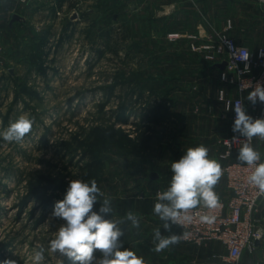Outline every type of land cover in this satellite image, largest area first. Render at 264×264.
<instances>
[{"label": "rangeland", "instance_id": "374dc122", "mask_svg": "<svg viewBox=\"0 0 264 264\" xmlns=\"http://www.w3.org/2000/svg\"><path fill=\"white\" fill-rule=\"evenodd\" d=\"M149 2H57L55 16L43 18L50 35L40 31L27 37L21 51L0 53V132L21 115L34 119L21 142L0 136V264H33L35 246L47 249L64 223L58 218L48 222L67 190L60 189V182L67 187L70 180L90 182L83 177L90 147L104 163L95 180L111 199L112 217L123 219L129 211L141 217L139 229L130 222L122 225L123 247L152 249L137 244L150 245L144 235L163 228L154 222L159 217L153 208L160 189L170 186L171 163L189 147H209L222 104L208 67L192 69L178 62L179 40L169 39L178 30L163 35L164 22L157 15L162 1ZM40 3L51 16V3ZM144 102L162 103L159 122L141 119ZM111 126L114 137L105 132ZM148 126L149 147L137 135ZM193 135L205 142H192ZM221 135L213 136L219 140ZM129 137L143 149L134 148ZM35 186L41 189L31 197ZM99 207L97 202L94 210ZM95 255L99 258V251ZM60 259L46 250L42 264Z\"/></svg>", "mask_w": 264, "mask_h": 264}, {"label": "clouds", "instance_id": "9594fccd", "mask_svg": "<svg viewBox=\"0 0 264 264\" xmlns=\"http://www.w3.org/2000/svg\"><path fill=\"white\" fill-rule=\"evenodd\" d=\"M264 3V0H261ZM247 60L248 57H243ZM247 100L253 105L259 101L264 103V84L257 82L248 93ZM235 112L232 125L234 135L231 141L225 140L230 146H238L237 161L254 170L247 177L248 184L264 195V161L262 154L252 146L253 138L264 142V118H253L246 113L245 107L237 102L228 110ZM34 119L27 114L19 116L14 122L0 132L7 142H21L31 132ZM241 137L244 139L242 140ZM210 149L200 144L189 147L177 161H172L170 186L158 192L153 212L159 217L165 231L171 233L173 226L183 228L191 224L193 210L198 207L214 210L221 207V202L214 188L222 176V165L209 157ZM101 197H104L102 200ZM100 207L94 210V205ZM111 199L104 196L95 179L90 182L70 180L64 198L55 202L51 218L64 221L55 233V238L44 245L37 244L32 256L33 264H42L45 252L59 254V264H146L142 256H138L129 248L123 247L122 238L125 228L122 225L130 222L131 227L139 229L141 217L132 211L127 212L123 219L112 217ZM110 218H106L109 217ZM199 220L203 224L212 225L216 217L202 214ZM161 228L154 230L156 252L178 244L188 233H172L162 235ZM99 251L100 257L95 253ZM3 264H16L15 260H5Z\"/></svg>", "mask_w": 264, "mask_h": 264}, {"label": "crops", "instance_id": "0c3cea01", "mask_svg": "<svg viewBox=\"0 0 264 264\" xmlns=\"http://www.w3.org/2000/svg\"><path fill=\"white\" fill-rule=\"evenodd\" d=\"M50 4L51 16L48 14L46 7H42L40 0H0V41L4 44L5 48L9 50L20 51L23 49L28 36H33L41 33H47L49 31L43 27V18H50L55 16V4L65 2V0H47ZM147 1V0H145ZM163 10L160 15V21L164 22L166 18L175 17L177 20L176 28L178 31H193L196 29H205L209 34H214L216 31H225L232 38L236 40L238 44L248 46L252 51H256L259 47H264V3L261 0H161ZM45 4V2H44ZM43 4V5H44ZM53 4V5H52ZM52 5V6H51ZM43 24V25H42ZM162 24V23H161ZM43 29V30H42ZM31 43V42H30ZM180 45L181 51L188 49V42L186 40H179L175 42ZM17 48V49H16ZM191 52V51H190ZM193 53V52H192ZM195 54V53H194ZM197 55V54H196ZM201 57V56H200ZM205 61V60H204ZM207 67L215 71V80L218 83V73L222 63H207ZM13 72V71H12ZM218 96V89L216 88ZM218 110L220 109L218 107ZM214 109L212 104L211 110ZM221 116L218 121L219 127L217 131L208 136L209 139V157L216 159L222 168L229 162L236 160L238 156V149H234L230 156L223 157L225 147L215 143L218 142V137L238 135L233 133L232 125L234 119L231 114L224 115L221 109ZM219 112V113H220ZM250 115V114H248ZM186 123V120L183 121ZM198 126V125H197ZM197 126H194L197 128ZM215 129V130H216ZM186 135V133L184 134ZM215 135V136H213ZM192 142H205L202 137L192 136ZM256 148L264 154V142L254 138ZM210 142H214L211 144ZM216 144H218L216 146ZM219 198L229 196L230 190L227 186V179L222 174L219 182L214 188ZM162 189H160V192ZM257 217L260 218L264 226V198L262 199ZM154 222L160 223L161 221L155 220ZM145 231L149 228V225H145ZM162 235H170L172 233L180 234L181 229L177 226H173L171 233L161 228ZM144 239L151 241L150 245L137 244L138 246L152 247L151 250L134 252L138 256H142L146 264H221L219 254L226 252L225 247L219 241H210L204 245L197 246L189 244L184 241H180L178 244L170 246L161 252L154 250L155 243L154 234H145ZM264 259V241H261L259 246L253 252L245 251L241 264H252L257 260Z\"/></svg>", "mask_w": 264, "mask_h": 264}, {"label": "built area", "instance_id": "2783aa9c", "mask_svg": "<svg viewBox=\"0 0 264 264\" xmlns=\"http://www.w3.org/2000/svg\"><path fill=\"white\" fill-rule=\"evenodd\" d=\"M204 30L178 31L174 35H169V39L186 40L188 49L200 55L207 63H225V67L218 73V100L222 104L224 115L231 114L235 119L234 109H228L240 102L246 113L254 119L264 118V103L257 101L253 105L247 100L248 93L257 82L264 84V47L252 51L248 46L238 44L225 31L209 34ZM4 49L5 46L0 41V53ZM245 56L248 57L247 60L243 59ZM233 136H224L218 140L225 147L223 157L230 156L234 149H238L237 145L230 146L225 142L231 141ZM251 143L258 150L254 138ZM261 154L264 161V154ZM253 170L237 159L227 163L222 168V173L227 179L229 196L220 198L222 206L217 209L207 210L200 207L194 209L192 223L185 224L183 228L177 226L181 233H188L182 241L197 246L210 241L221 242L226 249L225 253L218 255L221 264H241L245 251L256 250L255 241L257 239L260 242L264 241V226L257 217L264 195L259 194L258 189L247 182V177ZM202 214L214 215L215 222L212 225L201 223L199 216ZM252 264H264V259Z\"/></svg>", "mask_w": 264, "mask_h": 264}, {"label": "trees", "instance_id": "16d2710c", "mask_svg": "<svg viewBox=\"0 0 264 264\" xmlns=\"http://www.w3.org/2000/svg\"><path fill=\"white\" fill-rule=\"evenodd\" d=\"M151 1L152 0H150V2ZM158 4H160V3H158ZM176 23H177V20L175 17L166 18L164 20V24H162L164 26V27H162V32H164L163 35H165L169 31L177 30ZM43 42L46 43V40H44ZM177 60L179 63H182L185 66L192 67V69H197V68H201V67H205V66L207 67L204 59L202 57H200V55H196V54H194L190 51H187V50L178 51ZM209 72H212V74H211L212 76L210 75V77H214L213 73H215V71L211 70ZM207 77H209V76H207ZM212 79L214 80V78H212ZM218 87H219V81L217 83V89H218ZM162 106H163L162 103L158 104L156 102H150V103L144 102L143 111L140 114L141 119L144 120L145 122H151V123L152 122H159V118H160L159 115H160V111H161ZM120 119H123L124 121H126L122 117H120ZM147 131H148V134H146ZM105 132H107L109 134L108 137H114L116 130L113 126H111ZM137 135H138V138H140L142 141H144L146 143V146L149 147L150 141L152 138V128L150 126H148L145 129L140 130V132ZM128 140L132 143V146H134V148H137L138 151L143 149V147L141 145L133 144L134 142L131 139V137H129ZM85 157L87 158V162L85 164L86 172L83 174V177L85 178V180L91 181L92 179L97 178L99 171H101L104 167V163H103L102 159H100L98 157L95 149L92 147L89 148V151L86 153ZM169 178L171 179L170 176L168 177V179ZM60 184H61L60 189L63 190L65 188H67V186H65L66 183L64 182V180L62 182H60ZM40 189H41V187L35 186V188L31 191V193L29 195L31 197H33L34 194L37 193L36 190L40 191ZM51 198H52V196L46 199L47 205H51V203H52Z\"/></svg>", "mask_w": 264, "mask_h": 264}, {"label": "water", "instance_id": "95a60500", "mask_svg": "<svg viewBox=\"0 0 264 264\" xmlns=\"http://www.w3.org/2000/svg\"><path fill=\"white\" fill-rule=\"evenodd\" d=\"M220 66V69H223L224 67H225V63H222L221 65H219ZM259 244H260V240L259 239H257L256 241H255V245L258 247L259 246Z\"/></svg>", "mask_w": 264, "mask_h": 264}]
</instances>
